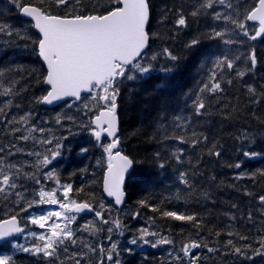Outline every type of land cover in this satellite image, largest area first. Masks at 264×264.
Listing matches in <instances>:
<instances>
[{
    "label": "trees",
    "instance_id": "1",
    "mask_svg": "<svg viewBox=\"0 0 264 264\" xmlns=\"http://www.w3.org/2000/svg\"><path fill=\"white\" fill-rule=\"evenodd\" d=\"M21 2L47 8L54 15L67 12L66 8H57L52 0ZM231 2L238 6L241 14L254 6V0ZM197 3L198 0H149L151 19L148 32L151 44L138 62H151L153 68L146 74H138L134 81L119 78L120 147L135 163L126 184L127 202L123 209L127 211L122 209L120 212L125 211L126 222H134L141 215L147 219L151 217L152 222L181 245L190 241L214 243L221 246V251L233 255V247L227 241L232 240L234 246L239 244L241 237H247L245 241H250L256 234L254 223L257 216L264 218V207L260 206L263 204L259 200L260 196H264V38L251 40L232 25L214 20L210 14L197 17L188 15ZM110 6V0H82L85 13L94 8L102 13L105 7ZM179 8H183L188 18L185 28L174 25V13ZM165 9L172 11L167 12L168 19L161 22ZM208 11L211 13L213 10ZM215 11L230 10L217 4ZM0 22L21 30L22 35L28 37L0 34V68L13 69L6 73L5 79L19 81L16 86L18 94L8 97L0 95V108L4 109L0 112L2 122V115L9 107L39 108L37 98L46 94L48 88L44 84L47 71L38 56V45L33 42L39 40V35L32 22L21 16L12 0H0ZM247 26L254 34L256 26L248 22ZM212 28L230 29L223 39H232L236 43L225 44L220 38L210 39L208 34ZM192 39H198L199 44L186 48L185 45ZM165 47L178 57L177 61L167 60L163 55L150 61L152 55L161 53ZM252 50H255L257 64L249 70L251 64L247 57ZM224 55L229 58L239 56L240 59L235 61L232 70H222L223 91L205 93L207 107L202 114L196 115L191 100L195 99L202 82L207 80L215 58ZM163 68L173 70L165 72ZM239 71H244L245 75L238 76ZM220 72L217 70L218 78ZM228 80L232 83H227ZM249 85L255 88V95L248 92ZM257 97H260L258 103ZM87 99H90L89 95H85L81 103ZM7 100H11V105L6 107ZM178 116L182 119L176 120ZM91 118L92 115H89V122ZM245 132L248 139L243 137ZM193 133L196 134L195 138L200 139L195 146L191 144ZM177 135L185 136V141L172 138ZM202 137H207V140ZM178 149H183L179 162L173 155ZM209 150L212 153L218 151L220 155H210ZM246 151L259 155L245 157L243 153ZM72 159V163L59 176L73 185V197L99 202L104 197V171L94 172L89 162L79 169L80 159ZM237 163L241 164L240 168L235 167ZM160 164L164 167L161 168ZM181 172L187 174L188 185L180 182ZM81 188L83 191H77ZM177 195L180 196L179 200L176 199ZM141 200H146L151 206H159L160 211L153 212L150 207H141ZM163 211L196 214L201 225L196 228L192 222L163 217ZM137 212L139 215L133 218ZM8 215L0 212V219ZM226 253L222 254L227 258ZM24 258L25 255H20L14 260L15 264H26ZM157 259L146 264H165ZM130 262L126 260L125 264Z\"/></svg>",
    "mask_w": 264,
    "mask_h": 264
},
{
    "label": "snow or ice",
    "instance_id": "2",
    "mask_svg": "<svg viewBox=\"0 0 264 264\" xmlns=\"http://www.w3.org/2000/svg\"><path fill=\"white\" fill-rule=\"evenodd\" d=\"M57 8L63 7L67 9L64 15H54L51 11L44 7H37L31 4L22 3L21 0H12V3L17 7L25 17L31 18L34 21V27L39 30L40 38L38 41H33L38 45L39 56L46 62L47 75L44 82L50 85V90L46 95L37 98L38 103H49L59 100L63 97H74L77 100L81 99V92L86 91L89 93L91 100V107L89 103L84 102L83 108L91 111L96 108L98 114L94 119H91L90 124L95 127L90 128L92 134L97 141L101 139L102 134L111 137V141L106 145L101 144L103 152L106 154L107 170L104 175V191L108 196L115 198V204L120 205L124 202L125 193L122 185L124 184L125 173L132 166L133 161L128 156L123 155L118 147L121 143L119 132V116H118V103L117 99L120 96V88L117 86L121 81L119 78L134 81L137 75L148 73L153 65L151 62L141 64L138 58L143 59L142 53L148 47L149 33L146 26L150 20V4L149 0H110L111 6L105 7L103 12L97 11L95 8L91 12L85 13L82 7V0H52ZM219 4L227 8L228 12L215 11V6ZM208 10H213L209 13ZM172 11L165 9V15L161 17V22L168 19L167 12ZM174 25L177 28H185L188 26V18L184 14L183 8L175 10ZM201 14H210L216 21H224L226 24L233 26L235 30L242 33L243 36L251 40H256L258 37L264 36V0H254V6L250 10H244L243 14L238 11V6H234L231 0H198V3L193 6V10L188 14L192 17H197ZM242 15V18H241ZM257 22L258 27L254 29L252 34L247 26V22ZM230 31L228 28L216 30L212 28L209 32L210 39L220 38L225 44H233L236 41L232 39L224 40L225 35ZM0 34L9 37L16 35L20 38H28L26 34L21 33V30L14 29L7 23L0 22ZM153 35H158L154 33ZM199 44L198 39H192L186 48H194ZM158 55H163L167 60L177 61L178 57L167 48H163L161 53L151 56L150 61H155ZM239 56L229 58L227 55L217 57L213 61L212 69L210 70L207 80L202 82L201 87L195 93V99H192V107L196 115L202 114L206 109L205 93L216 94L223 91L222 81L224 79L222 70L227 68L232 70L235 67V61L239 60ZM247 59L250 61L251 69H254L257 64L255 50H252ZM131 66V69H129ZM173 69L163 68L162 71L170 72ZM217 70H221L218 78ZM13 71V69L0 68V95L5 97L18 94L16 93V86L19 81L6 80V73ZM237 75L243 77L244 71L237 72ZM227 83L231 84L232 81L228 80ZM95 90V91H94ZM23 91V89H21ZM248 92L255 95V88L251 85L248 86ZM191 99V97H189ZM260 97L256 98L258 103ZM11 100L5 101V106H10ZM4 109L0 108V112ZM87 114V113H85ZM31 113H25L18 118L13 117L9 123L27 124ZM59 114L56 117V123L59 124L61 119ZM72 120L73 117H67ZM176 120H181V117H176ZM89 127L88 124L82 125ZM180 127V125H176ZM19 131V129H13ZM29 133L38 131L43 133L46 131L44 128H36L35 125L27 129ZM191 144L195 146L200 142V139L195 138L196 134L193 133ZM244 139H248V134L243 133ZM29 135H22L19 139L28 140ZM167 138V137H166ZM173 139L181 142L185 141V136L177 135ZM207 140V137H202ZM62 138L44 139L41 137L37 142L45 145H52L46 149L45 153H30L39 158L33 165L37 170L41 167H48L52 164L57 157L61 156V149L63 144ZM3 151V149H0ZM17 151H23L17 149ZM87 151V149H82ZM183 149H178L173 153L176 160L180 161V153ZM11 154V153H10ZM209 154L219 156L217 151ZM159 157V153L156 154ZM245 157H255L259 155L256 152H244ZM99 163V161H98ZM163 168L164 165L160 164ZM236 168H240L241 164L237 163ZM86 171V169L84 170ZM44 178L47 180H54L58 187L62 189V200L57 198L56 190L45 191L43 188L37 193L38 199H34L27 203L26 207H20L21 212H26L33 204H58L57 211H48L40 215H33L29 217L31 224L39 226L41 229H46V232L39 234L32 232L31 236L35 237L36 243L28 247L17 244L16 247L24 252L30 253L34 256L43 255L45 258L59 259V249L68 241L73 245L78 243L75 231L70 227L73 221L76 220L74 215H68L72 212H83L85 210L94 212L96 221H89L83 228L95 235L98 232L104 231V225H112L107 227L106 231L109 233L107 237L111 241V233L115 229H121L122 224L120 219L105 218V213H110L111 208L106 206L103 201L99 202L98 209L94 208L91 203L86 201L77 202L70 198V193L73 190L71 183L61 184L58 172L55 168L43 173ZM255 176V173L252 174ZM32 179L37 184L40 180L37 178L35 172H25L23 165L3 163V157H0V193L5 194L4 199H8V195H14L16 200L15 204L19 205L24 200V195L20 191H14L21 187L17 181L21 177ZM238 179L240 177H237ZM180 182L188 185L189 180L187 174L181 172L179 174ZM83 191V189H77ZM207 196V193H204ZM176 199L179 200L180 196L177 195ZM259 200L264 204V196H260ZM141 207H150L151 211H160L159 206H151L146 200L139 201ZM139 212L134 214L135 218ZM163 217L171 218L176 221L192 222L194 227L199 228L201 220L196 214H185L178 211H163ZM235 217H233L234 219ZM251 218V214H249ZM152 219L151 217L149 218ZM51 221V223H49ZM17 220V214L9 215L6 219L0 220V240L12 236L14 233L23 232ZM122 234V233H121ZM220 235L219 232L216 233ZM233 235V233H228ZM148 237H158L155 242H152ZM139 239L144 244H150L153 248L158 245L173 244L174 241L168 237L161 236L157 231H150L149 228H142L139 230ZM247 239V237H241ZM131 244L135 245L137 239H132ZM227 244L233 247L235 253L244 255V251L240 247H235L232 240H228ZM259 248L255 249L252 253L253 256H264V237L260 238ZM88 252L106 253L108 261L113 260V252L117 249V244L113 242L109 249H105L102 244L93 247L90 244H84ZM201 247L207 248V244H202L198 241H190L185 243L180 248L183 256L177 255L176 260L180 261L183 257H188L187 264H199V255L193 253V249ZM247 247H251L248 245ZM63 251L68 252V248L64 247ZM131 252L132 249H127ZM209 252H214L216 249L208 248ZM88 252H73L71 256L66 259L72 260L74 264H81V259L88 256ZM118 255V252L116 253ZM79 257V258H77ZM0 264H15L13 258L8 255L0 254ZM98 264H103V256ZM114 264H121L119 259H116Z\"/></svg>",
    "mask_w": 264,
    "mask_h": 264
},
{
    "label": "rangeland",
    "instance_id": "3",
    "mask_svg": "<svg viewBox=\"0 0 264 264\" xmlns=\"http://www.w3.org/2000/svg\"><path fill=\"white\" fill-rule=\"evenodd\" d=\"M85 102L89 103L91 107L90 99L85 100ZM29 112L31 113V116L27 124L8 122L11 121L13 117L18 118L19 116ZM58 114L61 117H64L61 119L59 124L56 123V117ZM97 114L98 111L96 108H92L91 111H87L83 108V103H79L76 100H70L53 109L46 108L42 103H40L39 108H35L34 110L20 106H13L6 109L5 113L2 115V122H0V149H3V151H0V157H3V163L5 165H23L25 172H35L37 178L40 180V184H37L32 179H27L22 176L17 181L21 187L14 191L22 192L24 200L17 205L14 203L16 200L14 195L9 194L8 199L5 200V194L0 193V212L8 215L15 211H20V207H26L28 202L38 199L37 193L41 188L45 191H52L55 189L57 198L62 200V189L58 187L54 180L45 179L43 173L51 168H55L58 175H60L62 170L66 169L69 163H72L73 157H78L80 159L79 169L85 167L87 162L91 164L94 172L104 171L106 169V154L103 152V148L100 145H106L110 142V139L104 136L103 139L97 141L90 130V128L95 126L90 124L89 115H92L91 119H93V117ZM67 117H73V119L69 120ZM85 124H88L89 127L86 128L82 126ZM33 125H35L36 128H44L46 131L43 133L38 131L29 133L27 129ZM13 129H19V131H13ZM22 135H29L30 138L28 140L19 139ZM41 137L44 139L62 138L61 142L63 144V148L61 149V156L57 157L50 166L41 167L37 170V168H34L33 165L41 157L31 155L30 153H45L47 148L54 147V143L52 145L38 143L37 141ZM17 149H22L23 151H17ZM82 149H87V151H82ZM86 158L89 159L85 160ZM59 178L61 184L69 183L62 180V176H59ZM70 198L76 200L77 202L82 201L79 198L73 197L71 193ZM100 201H103L106 206L111 208L110 213H105V218L109 219L118 217L122 224L121 229L114 228L111 233V241L107 239L109 233L106 229L112 225H104V231L93 235L92 233L85 231L83 226L87 225L89 221H96L95 215H82L72 212L68 213V215H74L76 220L72 222L70 227L75 231L78 243L73 245L66 241L65 245L61 246L59 249V259L55 257L45 258L43 255L34 256L30 253L20 251L16 247L17 244L28 247L31 244L38 242L35 240V237L30 235V233L35 232L39 234L41 232H46V229H41L39 226L31 224L29 222V217L33 215H40L48 211L60 210L58 204L37 203L33 204L31 208H28L26 212L20 211L24 224L22 236L7 243L0 249V254L8 255L12 258L19 253L25 254L27 255V257H25V259H27V264H74L72 260H68L66 257L71 256L73 252H88V250L84 247V244H90L93 247H96L98 244H102L105 249H109L111 244L115 242L117 244V249L113 252L112 261L107 260L106 253L102 254L99 250H97L96 253L88 252V256L81 259V264H98L102 256L103 264H114L116 259H119L121 264H125L126 260H131L132 264H146L155 258H158L157 260H163L165 264H187L189 259L188 257H183L180 261L175 259L177 255L181 257L183 256L180 252V248L183 244L181 245V243L177 242L174 237H172L167 231L163 230L159 225L155 224L143 215H141L140 218L134 222H126L124 220L126 214L123 212L127 211V209H123L125 211L120 212L122 209H118L114 202L112 200H108L105 196L103 199H100L99 202ZM99 202H94L97 207ZM260 204L262 203L260 202ZM260 206L264 207V204ZM257 218L258 219H256V222L254 223L256 233L254 237L248 242L245 241V239L240 238L241 241L235 246L242 248L245 253L244 255L235 253L234 251L232 255L228 251H221L222 248L218 244L205 242L202 244H207V248L201 247L199 249H193V253L198 254L200 257L199 264H264V256L252 255L253 251L260 246V238L264 237V218L262 216H257ZM260 218L262 219L260 220ZM96 222L99 224L98 221ZM49 223H51V221H49ZM142 228H149L150 231H157L161 236H165L173 240L174 243L158 245L155 248L151 246V243L144 244L139 239V230ZM134 238L137 239V243L135 245L130 243V241ZM157 238L158 237H148V239L152 242H155ZM248 245H251V247H247ZM64 247L68 248L67 253L63 251ZM208 248L216 249V251L209 252ZM127 249H132V251L128 252ZM117 252L118 255L116 254ZM223 252H227V258L223 256Z\"/></svg>",
    "mask_w": 264,
    "mask_h": 264
},
{
    "label": "water",
    "instance_id": "4",
    "mask_svg": "<svg viewBox=\"0 0 264 264\" xmlns=\"http://www.w3.org/2000/svg\"><path fill=\"white\" fill-rule=\"evenodd\" d=\"M22 14V13H21ZM23 15V14H22ZM24 16V15H23ZM25 17V16H24ZM150 17H151V14H150ZM25 18H28V17H25ZM28 19H31V18H28ZM33 21V20H32ZM34 22V21H33ZM250 22H252V21H250ZM149 24H150V20H149V23H148V25L146 26V30L148 31V27H149ZM36 29V28H35ZM36 31L39 33V30L38 29H36ZM149 33V32H148ZM40 34V33H39ZM149 37H150V34H149ZM261 37H263V36H261ZM259 38V37H258ZM150 41H151V38L149 39V42H148V47L144 50V52L142 53V56H143V54L146 52V50L149 48V46H150ZM41 59H42V57H41ZM140 58H138V60H139ZM42 61H43V59H42ZM43 63L45 64V66H46V62H44L43 61ZM46 69H47V66H46ZM46 85H48L47 83H45ZM50 86V85H49ZM84 93H86V91H82L81 92V97H82V95L84 94ZM72 98H74V97H63V98H61V99H59V100H56V101H53L51 104H49V103H44L45 105H47V106H56V105H58L59 103H61V102H63V101H66V100H68V99H72ZM119 116V115H118ZM119 128H120V119H119ZM118 134H119V132H118ZM103 135H106V134H102V136ZM110 138V140L112 139L111 137H109ZM118 150H119V147H118ZM121 151V150H120ZM122 152V151H121ZM122 154L123 155H126L125 153H123L122 152ZM126 156H128V155H126ZM129 157V156H128ZM129 159H131L130 157H129ZM132 160V159H131ZM133 161V160H132ZM133 168H134V161H133V164H132V166L129 168V170L125 173V179H124V184L122 185V188H123V191H124V193H125V196H124V202L122 203V204H120V205H117L118 207H122L124 204H125V202H126V200H127V193H126V190H125V188H126V183H127V179H128V176H129V174L131 173V171L133 170ZM107 170V169H106ZM106 172V171H105ZM104 175H105V173H104ZM103 185H104V178H103ZM103 192H104V194H105V196L107 197V198H109V199H113L114 201H115V198L114 197H111V196H108L107 195V193L104 191V186H103ZM84 213H92V211H88V210H85V211H83ZM17 220H18V223H19V226H20V221H19V219L17 218ZM17 233H14L12 236H14V235H16ZM11 237V236H10ZM9 238V237H8ZM8 238H6V239H8ZM6 239H3V240H6ZM3 240H0V243L3 241Z\"/></svg>",
    "mask_w": 264,
    "mask_h": 264
},
{
    "label": "flooded vegetation",
    "instance_id": "5",
    "mask_svg": "<svg viewBox=\"0 0 264 264\" xmlns=\"http://www.w3.org/2000/svg\"><path fill=\"white\" fill-rule=\"evenodd\" d=\"M94 206H95V205H94ZM95 208H96V206H95ZM97 208H98V207H97ZM21 222H22V225H24V224H23V218H22V217H21ZM20 237H21V236L18 235V236H17V239L20 238Z\"/></svg>",
    "mask_w": 264,
    "mask_h": 264
}]
</instances>
